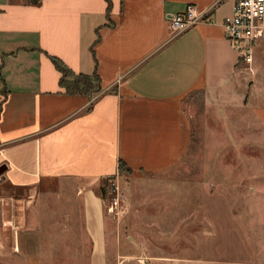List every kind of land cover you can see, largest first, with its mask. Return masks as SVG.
<instances>
[{
    "label": "crops",
    "instance_id": "crops-1",
    "mask_svg": "<svg viewBox=\"0 0 264 264\" xmlns=\"http://www.w3.org/2000/svg\"><path fill=\"white\" fill-rule=\"evenodd\" d=\"M27 2L0 0V202L22 210L9 251L22 264H110L101 187L123 177L120 163L134 177L174 169L194 138L190 95L241 108L253 88L264 100V88L239 84L223 26L234 0H111L110 10L106 0ZM189 4L213 10L214 23L174 36L169 19ZM254 54L259 78L264 39ZM50 57L97 72L103 92L67 95ZM252 109L264 127V104ZM223 194L204 196L202 211L227 214L216 220L220 264H264V237L238 232L235 198Z\"/></svg>",
    "mask_w": 264,
    "mask_h": 264
},
{
    "label": "rangeland",
    "instance_id": "rangeland-1",
    "mask_svg": "<svg viewBox=\"0 0 264 264\" xmlns=\"http://www.w3.org/2000/svg\"><path fill=\"white\" fill-rule=\"evenodd\" d=\"M254 64L241 61L239 84L263 89L264 72L254 75ZM257 89L251 91L252 106L241 108L227 103L208 108V97L190 95L186 106L194 138L180 164L147 176L122 173L121 206L113 213L109 197L105 200L110 264H220L216 220L228 221L227 214L202 211L204 196L216 201L222 191L235 198L231 209L240 217L238 232H249L259 244L264 237V127L252 108L264 100ZM6 203L0 202V264H22L9 251L22 210Z\"/></svg>",
    "mask_w": 264,
    "mask_h": 264
},
{
    "label": "built area",
    "instance_id": "built-area-1",
    "mask_svg": "<svg viewBox=\"0 0 264 264\" xmlns=\"http://www.w3.org/2000/svg\"><path fill=\"white\" fill-rule=\"evenodd\" d=\"M212 13L213 10L202 11L198 5L189 4L184 12L169 19L170 30L177 36L200 23H214ZM223 26L241 61L253 65L255 44L264 39V0H234L233 12L225 18ZM106 187L108 209L114 213L121 206L122 199L119 177L110 178Z\"/></svg>",
    "mask_w": 264,
    "mask_h": 264
},
{
    "label": "trees",
    "instance_id": "trees-1",
    "mask_svg": "<svg viewBox=\"0 0 264 264\" xmlns=\"http://www.w3.org/2000/svg\"><path fill=\"white\" fill-rule=\"evenodd\" d=\"M108 2V10L111 9V0ZM42 0H28V4L40 6ZM55 68L61 73L60 85L67 95L70 96H81L88 99H93L99 96L103 92L101 78L97 72L92 75L76 74L74 73L63 61L56 57H50ZM129 171L124 163H120V172L123 173ZM101 187V195L104 200L107 197L106 186L108 180L103 183Z\"/></svg>",
    "mask_w": 264,
    "mask_h": 264
},
{
    "label": "water",
    "instance_id": "water-1",
    "mask_svg": "<svg viewBox=\"0 0 264 264\" xmlns=\"http://www.w3.org/2000/svg\"><path fill=\"white\" fill-rule=\"evenodd\" d=\"M7 166L6 165H1L0 166V177L3 176V174L6 172Z\"/></svg>",
    "mask_w": 264,
    "mask_h": 264
}]
</instances>
